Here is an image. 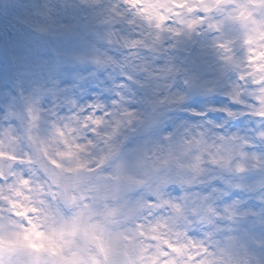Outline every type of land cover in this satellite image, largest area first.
<instances>
[{
	"label": "clouds",
	"instance_id": "clouds-1",
	"mask_svg": "<svg viewBox=\"0 0 264 264\" xmlns=\"http://www.w3.org/2000/svg\"><path fill=\"white\" fill-rule=\"evenodd\" d=\"M0 264H264V0H0Z\"/></svg>",
	"mask_w": 264,
	"mask_h": 264
}]
</instances>
